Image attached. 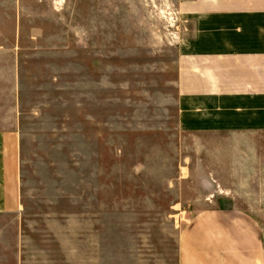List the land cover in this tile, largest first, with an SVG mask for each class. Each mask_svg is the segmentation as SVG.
<instances>
[{
  "label": "rangeland",
  "instance_id": "rangeland-1",
  "mask_svg": "<svg viewBox=\"0 0 264 264\" xmlns=\"http://www.w3.org/2000/svg\"><path fill=\"white\" fill-rule=\"evenodd\" d=\"M178 1L20 2L29 21L26 218L66 229L68 245L82 227L83 242L98 244L99 264H177L193 199L210 190L194 187L203 158L178 131L172 40L186 26Z\"/></svg>",
  "mask_w": 264,
  "mask_h": 264
},
{
  "label": "crops",
  "instance_id": "crops-1",
  "mask_svg": "<svg viewBox=\"0 0 264 264\" xmlns=\"http://www.w3.org/2000/svg\"><path fill=\"white\" fill-rule=\"evenodd\" d=\"M8 2L0 0V264H99L98 244L83 242L82 227L68 245L66 229L61 235L26 218L22 33L29 21L21 0ZM175 6L186 20L172 40L178 131L203 158L204 179L194 187L210 189L193 199L177 264H264V0ZM187 169L190 177L194 168Z\"/></svg>",
  "mask_w": 264,
  "mask_h": 264
}]
</instances>
